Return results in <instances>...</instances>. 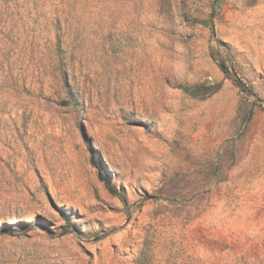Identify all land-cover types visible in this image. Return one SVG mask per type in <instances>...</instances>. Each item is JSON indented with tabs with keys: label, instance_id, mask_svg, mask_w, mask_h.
<instances>
[{
	"label": "rangeland",
	"instance_id": "374dc122",
	"mask_svg": "<svg viewBox=\"0 0 264 264\" xmlns=\"http://www.w3.org/2000/svg\"><path fill=\"white\" fill-rule=\"evenodd\" d=\"M0 264H264V0H0Z\"/></svg>",
	"mask_w": 264,
	"mask_h": 264
},
{
	"label": "trees",
	"instance_id": "16d2710c",
	"mask_svg": "<svg viewBox=\"0 0 264 264\" xmlns=\"http://www.w3.org/2000/svg\"><path fill=\"white\" fill-rule=\"evenodd\" d=\"M219 66L222 69V71L226 74V77L230 78L234 82L236 87H238L240 89V91H242L243 93H246L247 95H252L250 89L247 88L242 83V81L236 77L235 74H232V75L229 74L227 67H226L224 62L221 61L219 63ZM179 88L184 93H186L188 96H190L192 98L204 99V98L216 93L219 90L220 85L216 84V85L207 86V87L204 85L179 86ZM94 165H95V167H97V164H94ZM98 178L100 181L105 183V185L107 186V188L111 194L119 196V194L113 190L112 186L110 185V182L105 177L102 176L101 172H98Z\"/></svg>",
	"mask_w": 264,
	"mask_h": 264
}]
</instances>
